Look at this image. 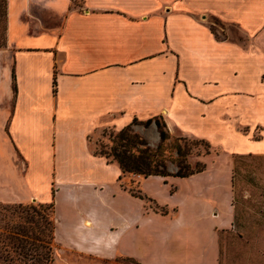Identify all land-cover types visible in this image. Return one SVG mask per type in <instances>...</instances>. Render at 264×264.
Listing matches in <instances>:
<instances>
[{
	"label": "crops",
	"instance_id": "obj_1",
	"mask_svg": "<svg viewBox=\"0 0 264 264\" xmlns=\"http://www.w3.org/2000/svg\"><path fill=\"white\" fill-rule=\"evenodd\" d=\"M153 118L219 156L187 178L124 177L92 152L98 131ZM132 128L159 140L153 123ZM246 155L264 156V0H7L0 204L53 203L60 251L97 264H219L217 232L235 210L218 158ZM124 181L150 195L152 181L190 189L181 201L169 190L165 206L147 196L173 210L162 215ZM154 217L167 229L147 226Z\"/></svg>",
	"mask_w": 264,
	"mask_h": 264
},
{
	"label": "rangeland",
	"instance_id": "obj_2",
	"mask_svg": "<svg viewBox=\"0 0 264 264\" xmlns=\"http://www.w3.org/2000/svg\"><path fill=\"white\" fill-rule=\"evenodd\" d=\"M80 0H75V4L78 5ZM217 34L226 37L228 30ZM5 45V20L3 16L0 19V48ZM135 126H142L137 124ZM133 130V129H132ZM134 131V130H133ZM119 131L113 129H103L98 131L90 139V148L93 153H98L102 149H109L113 143L112 138ZM168 132V131H167ZM145 138L143 134H140ZM168 140L164 143L163 157L166 159L167 170L171 173H175L177 170L176 160L178 156L176 154L175 145L179 144L189 153L186 157V163L191 169H195L196 164L204 163L212 165L211 163L216 160V156H219L217 149L211 147L210 154H205V147L202 140L195 139L188 135L176 132H168ZM152 149H155L159 144V140L155 136H146L145 138ZM205 142V141H204ZM213 158V160H212ZM211 160V161H210ZM221 161L220 165L231 166L232 169V183H233V206L235 210V220L233 227L230 230L217 232V240L219 247V264H264V156H233L230 158L219 157ZM229 160V161H228ZM110 162V161H109ZM115 163V162H110ZM124 177H131V175H125ZM125 182V187L132 189L136 192L138 190L135 183L129 184ZM148 194L145 190L146 186H140V195L148 196L161 205L160 201H168L169 190L180 194L179 200L183 194L189 193L190 185L188 183H182L173 185L171 183L163 184V182L152 181L149 183ZM172 186V187H171ZM153 196V197H152ZM146 198V197H145ZM147 199V198H146ZM177 199V200H178ZM146 206L154 211L160 212L157 208L158 204L155 202L143 200ZM160 206V207H161ZM165 210L172 213V209ZM169 220L160 217L152 218L148 223L154 232H160L167 229ZM54 264H97L89 259H82L77 255H70L64 253L54 245ZM135 260V259H134ZM138 262L137 260H135ZM110 264H134L130 261H125L124 258L115 259ZM138 264H141L138 262Z\"/></svg>",
	"mask_w": 264,
	"mask_h": 264
},
{
	"label": "trees",
	"instance_id": "obj_3",
	"mask_svg": "<svg viewBox=\"0 0 264 264\" xmlns=\"http://www.w3.org/2000/svg\"><path fill=\"white\" fill-rule=\"evenodd\" d=\"M2 16L5 20L6 45L7 0H0V19ZM152 123L159 136V144L155 149L149 146L144 137L132 130L133 125L148 127ZM168 138L166 126L161 118L145 122L133 121L112 138L113 145L109 149H102L94 154L115 162L122 173L128 175L187 178L205 170L204 163H198L195 169H191L186 163L189 153L177 144L175 149L178 160L174 162L177 170L175 173L169 172L163 157L164 143ZM202 143L205 154H210V144L204 141ZM129 191L134 197L155 203L146 195H140V191ZM157 208L160 212H155L167 214L164 207ZM55 227L53 203L0 204V264H54ZM124 259L138 264L134 259Z\"/></svg>",
	"mask_w": 264,
	"mask_h": 264
},
{
	"label": "built area",
	"instance_id": "obj_4",
	"mask_svg": "<svg viewBox=\"0 0 264 264\" xmlns=\"http://www.w3.org/2000/svg\"><path fill=\"white\" fill-rule=\"evenodd\" d=\"M223 31H225V30H221V33L223 32ZM226 35V34H225ZM224 37V36H223Z\"/></svg>",
	"mask_w": 264,
	"mask_h": 264
}]
</instances>
